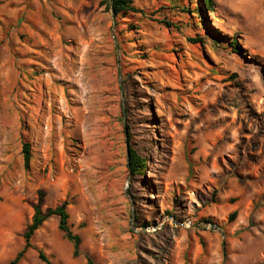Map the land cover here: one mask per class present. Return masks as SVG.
Listing matches in <instances>:
<instances>
[{"label":"rangeland","instance_id":"374dc122","mask_svg":"<svg viewBox=\"0 0 264 264\" xmlns=\"http://www.w3.org/2000/svg\"><path fill=\"white\" fill-rule=\"evenodd\" d=\"M132 1L0 0V264L39 190L81 253L50 217L17 264H264V0Z\"/></svg>","mask_w":264,"mask_h":264},{"label":"trees","instance_id":"16d2710c","mask_svg":"<svg viewBox=\"0 0 264 264\" xmlns=\"http://www.w3.org/2000/svg\"><path fill=\"white\" fill-rule=\"evenodd\" d=\"M198 7L193 9V12L197 14L202 23L206 19V13L213 10L214 0H198ZM109 10L111 11L114 17L127 14L129 12L139 11L134 5L132 0H107ZM169 24V22H166ZM212 30V28H211ZM229 46L233 48V52H237L240 43L238 39L235 41L233 38L229 42ZM128 137V135H127ZM21 152L23 156V168L26 171L30 169V146L29 143L24 142L21 147ZM127 152H128V161L127 166L131 174H142L146 169V159H144L140 154L134 149L130 144H128L127 138ZM42 198L43 192L38 191V198L36 203L33 205V214L31 217L30 223L27 224L24 232L23 239L24 244L22 248L16 253L14 258L10 260L7 264H17L19 260L23 257L24 253L32 247L31 236L37 230L42 223L50 217L57 218V227L63 232L64 237L71 243L72 246V255H80V244L81 237L78 233H75L72 230V224L69 221V214L67 211L68 201L65 200L54 207H46L42 209ZM236 211H232L229 214V220L234 219ZM203 244V242H201ZM38 258L43 261L45 264H51L50 259L46 256L41 249L37 250ZM86 264H95L93 258L89 254H85Z\"/></svg>","mask_w":264,"mask_h":264},{"label":"bare ground","instance_id":"6f19581e","mask_svg":"<svg viewBox=\"0 0 264 264\" xmlns=\"http://www.w3.org/2000/svg\"><path fill=\"white\" fill-rule=\"evenodd\" d=\"M257 12V11H256ZM260 19V18H259ZM262 24H259V25H262V26H264V22H261Z\"/></svg>","mask_w":264,"mask_h":264}]
</instances>
